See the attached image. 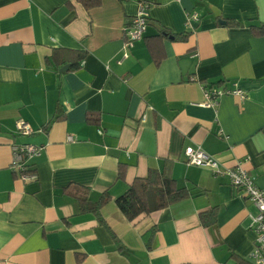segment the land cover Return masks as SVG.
Returning <instances> with one entry per match:
<instances>
[{"label": "crops", "instance_id": "crops-1", "mask_svg": "<svg viewBox=\"0 0 264 264\" xmlns=\"http://www.w3.org/2000/svg\"><path fill=\"white\" fill-rule=\"evenodd\" d=\"M140 3L146 30L124 50ZM261 24L264 0H0V264H251L256 209L223 170L239 163L264 190ZM234 86L244 98L202 104ZM22 144L43 146L27 180L12 167ZM188 145L222 172L185 163ZM149 168L188 194L128 220L114 200ZM80 188L91 204L110 195L101 220L80 211Z\"/></svg>", "mask_w": 264, "mask_h": 264}, {"label": "built area", "instance_id": "built-area-1", "mask_svg": "<svg viewBox=\"0 0 264 264\" xmlns=\"http://www.w3.org/2000/svg\"><path fill=\"white\" fill-rule=\"evenodd\" d=\"M197 18V12L187 13L185 25L187 27L190 26V21ZM147 19L146 5L140 3L135 15L125 27L124 50L131 47L135 40L142 37L147 27ZM223 93H231L238 98L245 97L244 91L235 86L231 89L222 87L204 89V100L202 104L205 106H215L217 104V98ZM16 129L23 135L30 134L33 131L31 125L22 119L16 122ZM67 139L72 140V137L68 136ZM42 150L43 146L33 144H22L14 147L12 167L19 171V175L23 180L34 177L28 172H25L27 168L23 163V159L36 157L41 154ZM184 156L185 163L187 164L205 167L215 174L222 172L217 159L204 151L199 145L186 146L184 148ZM223 173L228 177L232 187L239 191L244 198L250 200L256 209L255 213L249 215L250 221L248 227L254 233V245L249 257L251 264H264V190L254 184L248 171L242 168L239 163L233 167L224 168Z\"/></svg>", "mask_w": 264, "mask_h": 264}, {"label": "trees", "instance_id": "trees-1", "mask_svg": "<svg viewBox=\"0 0 264 264\" xmlns=\"http://www.w3.org/2000/svg\"><path fill=\"white\" fill-rule=\"evenodd\" d=\"M85 6L98 4L99 0H80ZM148 22V19H147ZM235 22L228 21L232 25ZM251 31L257 36H264V24L259 26L251 25ZM163 34L170 35L164 29ZM173 38L185 39V35L173 34ZM89 118L90 115H89ZM95 121V119H92ZM188 194L185 188L178 187L175 180L170 174L159 171L154 168H149L147 174L143 177L133 179L128 188L115 198V203L119 210L128 220H133L141 214H149L152 211L164 208L170 203L186 197ZM72 195L77 199L80 211H91L101 220L99 209L106 202L110 195L108 192L102 193L95 204L88 201L87 189H76ZM214 211L204 212L200 215V220L203 224L213 222Z\"/></svg>", "mask_w": 264, "mask_h": 264}, {"label": "water", "instance_id": "water-1", "mask_svg": "<svg viewBox=\"0 0 264 264\" xmlns=\"http://www.w3.org/2000/svg\"><path fill=\"white\" fill-rule=\"evenodd\" d=\"M65 68H66V66H63V67H62V69H65ZM62 69H61V70H62Z\"/></svg>", "mask_w": 264, "mask_h": 264}]
</instances>
